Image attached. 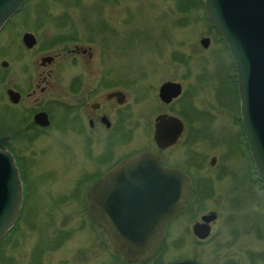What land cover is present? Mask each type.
<instances>
[{
  "label": "rangeland",
  "instance_id": "rangeland-1",
  "mask_svg": "<svg viewBox=\"0 0 264 264\" xmlns=\"http://www.w3.org/2000/svg\"><path fill=\"white\" fill-rule=\"evenodd\" d=\"M25 33L36 39L33 50L22 44ZM64 37L93 47L94 69L111 71L116 86L126 81L137 147L143 144L146 127L163 112L174 113L196 131L191 147L177 150L178 164L188 165L196 177L215 185L202 191L199 204L172 225L156 259L161 264L189 259L203 264L238 259L264 264V189L261 182L251 187L243 177L238 182L231 175L245 166V160L222 143V132L231 127L234 113L235 91L227 78L233 75L234 64L207 19L203 0H28L0 37V69L2 61L17 65L13 56L23 52L22 47L36 59L52 54L48 48ZM203 39L210 40L207 49L201 45ZM59 48L51 49L55 53ZM168 81L184 90L172 106L159 99V89ZM5 112L8 117L0 121V129L15 127L11 111ZM11 143L20 162L28 164L23 172L31 183L26 184L30 197L15 230L0 244V264H113L106 250L109 242L100 229L93 234L86 227L83 203L62 176L58 131ZM66 143L71 147L70 141ZM214 157L217 163L212 166ZM209 213L218 219L211 236L200 240L192 226ZM255 252L258 257L252 260L250 253Z\"/></svg>",
  "mask_w": 264,
  "mask_h": 264
},
{
  "label": "flooded vegetation",
  "instance_id": "flooded-vegetation-1",
  "mask_svg": "<svg viewBox=\"0 0 264 264\" xmlns=\"http://www.w3.org/2000/svg\"><path fill=\"white\" fill-rule=\"evenodd\" d=\"M12 18L0 31V37L13 20ZM26 34L22 36V44L26 49L33 50L35 46L28 48L24 43ZM50 47L53 49L60 48L55 53L54 50L48 48L49 52H53L52 54L39 55L35 59L33 54L24 53L25 50L22 47L23 52H18L13 56L17 65H13L10 61L9 63L8 61H2L1 63L0 103H2V106L0 121L8 117V113L5 111L9 110L14 116L13 122H17V125L13 128L0 129L2 133L0 140L8 139L6 148L15 159L22 181L23 202L18 221L22 215L25 201L30 197L26 185L29 183V181H26L28 180V173L25 172L24 174L23 172L24 166L28 167V164L20 162L19 155L11 146V142L57 130L63 143L60 156L62 176L74 187L77 201L83 203L86 227H89L93 234L96 229H100L103 232L104 239L109 242V247L106 250L112 263L161 264V261L157 260L159 259L157 255L159 249L145 263H130L122 254H117L104 229L91 219L87 206L88 195L90 189L102 178L116 172L130 158L144 151L156 153L160 157L162 168L179 170L184 173L190 181L192 189L186 209L168 226L167 235L172 225L183 214L199 204L202 191L205 194L207 187L209 189V186L212 188V185H215L213 180L196 177L189 170L188 165L178 164L177 150L179 147L184 145L191 147L198 137L197 134L195 135L196 131L194 132L193 125L183 121L172 112L160 113L156 117L154 125L146 127V135L142 138L143 144L137 147L138 139L134 137L130 123L129 107L126 104L129 101V95L124 89L126 88V81H122L121 86L123 87L116 86L111 71L102 73L97 68L94 69L96 50L91 46L80 43L78 39L72 40L69 37H64L53 42ZM57 66L58 68H56ZM69 67L73 69L69 70ZM233 72V75L228 74L227 78L235 91V96L232 95L234 113L231 114V127H226L222 132V139H224L222 143L230 147L228 150L231 153L245 160V166L231 172L234 180L239 182L243 177L247 185L254 187L257 183H260V180L245 135L237 75L234 67ZM56 80L58 83H56ZM166 83L177 82H165L159 89V99L162 104L172 106L180 100L184 90L182 87V94L178 98L173 99L170 103H165L160 98V90ZM53 91L54 96H50ZM10 92L13 95H10ZM164 116L166 118L162 119ZM173 117L181 120L183 125L181 135L174 142L172 141L177 128L170 119ZM188 121L192 123L191 119ZM156 132H158V140L155 138ZM68 141L72 144L71 147L66 143ZM131 146L134 149L131 150ZM224 157L226 159L230 157L228 151ZM216 163L217 158H212L210 164L215 166ZM226 174L224 170L221 171V177L225 178ZM147 178H159L156 186L162 185V174H116L110 188H141L147 186ZM29 184L31 185V183ZM211 214H203L200 221L197 220L193 223V234L195 224H204L203 218ZM217 219L208 223L211 231L206 239L211 236L213 225ZM15 227L13 230H15ZM250 256L252 260H255L254 256L258 257V254L256 252L250 253ZM189 260H195L199 264H203L197 259ZM254 263L256 264V262H252V264ZM221 264H248V262L238 259L236 261H224Z\"/></svg>",
  "mask_w": 264,
  "mask_h": 264
},
{
  "label": "water",
  "instance_id": "water-1",
  "mask_svg": "<svg viewBox=\"0 0 264 264\" xmlns=\"http://www.w3.org/2000/svg\"><path fill=\"white\" fill-rule=\"evenodd\" d=\"M27 1L0 0V31ZM203 1L206 16L228 47L235 65L245 135L264 189V0ZM24 43L28 48L34 47V35L27 33ZM209 43V39L201 41L205 49ZM181 94L179 83H166L160 90L165 103ZM170 119L177 128L174 142L183 125L177 118ZM155 138L158 140V132ZM7 141L0 140V243L15 227L23 202L22 181L15 159L6 148ZM142 173L162 174V185L156 186L159 178H147V186L141 188H110L116 174ZM191 194V184L184 173L162 168L156 153L144 151L90 189L87 206L91 219L104 229L117 254L130 263H145L162 243L168 226L186 208ZM216 219L212 213L203 218L204 224H195V236L206 239L211 231L208 223ZM171 264L199 263L183 260Z\"/></svg>",
  "mask_w": 264,
  "mask_h": 264
},
{
  "label": "bare ground",
  "instance_id": "bare-ground-1",
  "mask_svg": "<svg viewBox=\"0 0 264 264\" xmlns=\"http://www.w3.org/2000/svg\"><path fill=\"white\" fill-rule=\"evenodd\" d=\"M13 19V18H12Z\"/></svg>",
  "mask_w": 264,
  "mask_h": 264
}]
</instances>
